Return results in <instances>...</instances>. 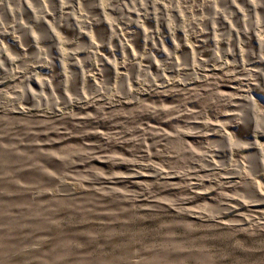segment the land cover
<instances>
[{"label": "rangeland", "instance_id": "obj_1", "mask_svg": "<svg viewBox=\"0 0 264 264\" xmlns=\"http://www.w3.org/2000/svg\"><path fill=\"white\" fill-rule=\"evenodd\" d=\"M128 1L0 0V264H264V0Z\"/></svg>", "mask_w": 264, "mask_h": 264}, {"label": "bare ground", "instance_id": "obj_2", "mask_svg": "<svg viewBox=\"0 0 264 264\" xmlns=\"http://www.w3.org/2000/svg\"><path fill=\"white\" fill-rule=\"evenodd\" d=\"M128 0H126V2H127ZM128 2H130V1H128ZM115 10V9H114ZM119 11H121V9H119ZM128 11V10H127ZM131 14H132V16H136V15H138V13H133V12H130ZM130 13H129V15H130ZM128 14V13H127ZM135 30H136V32H138L139 34H141V31H140V29H139V27L138 26H135ZM209 35H207L206 36V38L208 37ZM210 38V37H209ZM203 41V40H202ZM208 41V40H207ZM206 41V42H207ZM170 44H173V41H171V42H169ZM201 44H200V47H202V46H204V43L203 42H200ZM208 44L211 46V45H214V43L213 42H211L210 40L208 41ZM40 55V54H39ZM41 56V55H40ZM40 56H39V59H40ZM4 62V61H3ZM259 62V61H258ZM77 64V63H76ZM76 66V65H75ZM33 78V77H32ZM42 83V82H41ZM48 83L49 82H45V84L43 83V84H40V82H38L37 84H36V87L37 88H43V87H46V88H50V86L48 85ZM50 84V83H49ZM31 91V90H30ZM40 92V91H39ZM34 93V92H33ZM30 94V93H29ZM261 94V93H260ZM260 97H261V99H263L262 100V103H263V107H264V93H263V95H260ZM249 134V133H248ZM250 135V134H249ZM239 143V142H238ZM239 144H241V143H239ZM238 146V145H237Z\"/></svg>", "mask_w": 264, "mask_h": 264}]
</instances>
